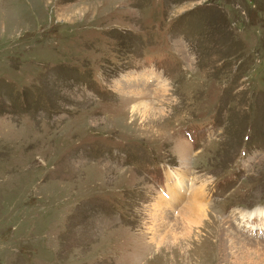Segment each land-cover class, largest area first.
Instances as JSON below:
<instances>
[{
    "label": "rangeland",
    "instance_id": "374dc122",
    "mask_svg": "<svg viewBox=\"0 0 264 264\" xmlns=\"http://www.w3.org/2000/svg\"><path fill=\"white\" fill-rule=\"evenodd\" d=\"M253 210L264 0H0V264H264Z\"/></svg>",
    "mask_w": 264,
    "mask_h": 264
},
{
    "label": "bare ground",
    "instance_id": "6f19581e",
    "mask_svg": "<svg viewBox=\"0 0 264 264\" xmlns=\"http://www.w3.org/2000/svg\"><path fill=\"white\" fill-rule=\"evenodd\" d=\"M193 210L190 208V209H188L189 212L184 213L186 215V217H185L186 221H188V223L186 225H184V226L187 229L191 225V230L190 231H192L193 227L198 226L199 222L202 220L201 218H199L200 216H195L196 215V211H193ZM188 214H190V215H188ZM197 214H198V212H197ZM251 215L252 216H254V215L258 216V218L260 217L261 220L262 219L264 220V212H261L259 210H253V211H249V212L243 213V218H247V216L251 217ZM201 217L203 218V215ZM243 222H245V221H243Z\"/></svg>",
    "mask_w": 264,
    "mask_h": 264
}]
</instances>
